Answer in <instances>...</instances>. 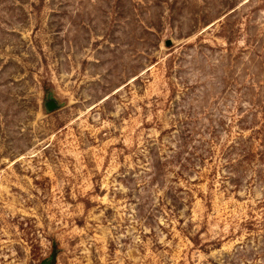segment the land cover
I'll list each match as a JSON object with an SVG mask.
<instances>
[{
    "label": "rangeland",
    "instance_id": "374dc122",
    "mask_svg": "<svg viewBox=\"0 0 264 264\" xmlns=\"http://www.w3.org/2000/svg\"><path fill=\"white\" fill-rule=\"evenodd\" d=\"M0 264H264V0H0Z\"/></svg>",
    "mask_w": 264,
    "mask_h": 264
},
{
    "label": "water",
    "instance_id": "95a60500",
    "mask_svg": "<svg viewBox=\"0 0 264 264\" xmlns=\"http://www.w3.org/2000/svg\"><path fill=\"white\" fill-rule=\"evenodd\" d=\"M170 44H171V41H166V43H165L166 46H170ZM45 107H46L47 111L52 112V111L57 109L58 105L53 99H49L45 103Z\"/></svg>",
    "mask_w": 264,
    "mask_h": 264
},
{
    "label": "trees",
    "instance_id": "16d2710c",
    "mask_svg": "<svg viewBox=\"0 0 264 264\" xmlns=\"http://www.w3.org/2000/svg\"><path fill=\"white\" fill-rule=\"evenodd\" d=\"M42 263H44V261Z\"/></svg>",
    "mask_w": 264,
    "mask_h": 264
}]
</instances>
